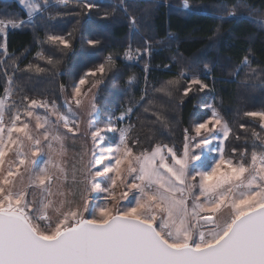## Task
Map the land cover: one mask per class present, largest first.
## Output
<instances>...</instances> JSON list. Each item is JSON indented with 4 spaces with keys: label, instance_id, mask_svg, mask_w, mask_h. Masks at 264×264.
I'll return each instance as SVG.
<instances>
[{
    "label": "snow or ice",
    "instance_id": "6c2138e0",
    "mask_svg": "<svg viewBox=\"0 0 264 264\" xmlns=\"http://www.w3.org/2000/svg\"><path fill=\"white\" fill-rule=\"evenodd\" d=\"M18 3L26 10L28 19L18 23L0 20V50L5 56L8 55L9 28L15 30L25 24L35 25L45 14L50 19L49 9L60 4L66 6L69 0H55V3L51 0H18ZM76 3L88 13L100 7L95 0H76ZM116 7L127 14L124 0L113 10ZM181 8L189 12L197 10L190 0H182ZM221 10L229 17L237 14L235 6L217 9ZM110 14L105 12L104 16ZM129 25L134 34L139 32L134 16H129ZM47 39L64 48L71 47L70 39L64 36L49 35ZM87 43L97 47L102 42L90 39ZM143 52L151 54V44L147 40ZM140 54L141 49H133L131 44L124 52L129 60L137 59ZM37 55L43 58L42 53ZM48 62L51 63V59ZM242 63L247 65L248 58L244 57ZM114 65L115 58L109 53L104 63L86 72L73 86L72 100H65V111H61L55 102L49 104L46 100L27 96L23 97L26 103L22 109L10 106L7 101L12 93L5 88L4 97L0 98V264H264V143L259 145V151L255 144L250 153L245 149L239 159L226 156L224 141L228 140L232 129L211 105L208 106L212 109L211 116L194 125V135H189L188 128L184 129L182 153L161 144L134 153L129 145L131 126L120 129L115 147L102 150L108 156L97 157L93 152L94 158L88 161L92 167L85 166L81 203L53 199L57 195L52 190L54 183L61 178L67 179L62 162L54 159V155L62 157L65 154L67 133H61L59 127L76 134L82 121L72 104L79 108L92 89L103 81H92L83 92L81 86L89 83L88 77L97 73L102 78ZM36 70L43 71L39 66ZM134 79L129 77V83ZM12 83L9 77L8 85ZM192 85L200 92L209 87L192 76L184 96L193 92ZM95 100L92 95L87 121L93 145L98 137L103 140L100 136L103 129L96 125L94 118ZM36 109H43L45 114H39ZM10 112L13 114L6 123L5 115ZM131 112L129 107L119 119L123 120ZM21 115L30 119L21 121ZM243 115L258 118L264 129V110L246 111ZM51 116L56 117L55 123ZM32 119L35 130L42 129V132L34 131ZM217 128L222 135L213 137ZM253 135L260 139L259 133ZM213 139L219 140L218 146L208 148ZM42 140L47 142L43 146ZM26 142L30 145L28 152L24 151ZM13 148L18 162L15 171L9 164L5 172V157ZM205 148L209 153L215 151L218 157L206 156ZM236 151L231 149L232 154ZM42 152L46 156L41 157L43 166L41 161L29 159V155L37 157ZM105 159L108 164L92 170ZM25 164L31 169L29 183L17 187L14 178L20 175L19 166ZM105 176L107 187L101 191L107 193L104 200L112 203L89 207L87 193L100 187L95 182L97 177ZM118 182L123 188L119 199L115 191ZM28 188L40 189V198L29 199ZM58 194L66 195L62 191ZM130 195L132 199L128 205L120 206V201L128 200ZM66 204L69 205L67 208ZM50 211L55 214V220Z\"/></svg>",
    "mask_w": 264,
    "mask_h": 264
},
{
    "label": "trees",
    "instance_id": "16d2710c",
    "mask_svg": "<svg viewBox=\"0 0 264 264\" xmlns=\"http://www.w3.org/2000/svg\"><path fill=\"white\" fill-rule=\"evenodd\" d=\"M95 2L99 9L88 13L76 0H69L66 6L50 8V19L45 14L35 25L25 24L7 33L8 55L0 50V96L9 88L10 106L22 109L27 96L55 102L63 110L70 88L111 53L115 58L111 70L102 78L99 73L88 77L89 86L92 81H103L95 95L96 125L116 130L123 124L131 126L129 145L134 153L156 144L180 153L184 129L191 133L196 123L208 119L210 104L232 129L225 143L226 156L239 159L254 144L261 150L264 129L256 118L243 113L264 110V0H190L197 8L191 12L182 10V0H124L127 14L119 7L113 10L121 0ZM222 6H235L237 14L229 17L217 11ZM105 12L111 14L105 17ZM129 16L136 19L139 32L135 34ZM26 19L16 1L0 0V20ZM49 35L70 39L71 47L48 41ZM90 39L102 43L92 47L87 43ZM146 40L151 44L150 55L143 52ZM129 44L141 49L137 59L125 58ZM244 57L247 65L242 63ZM192 76L209 87L200 92L192 85L193 92L184 96ZM129 77H135L132 83ZM129 107L132 112L122 122L119 117ZM12 114L6 117L10 120ZM254 132L260 134L259 140ZM106 137L113 143L116 140L113 134Z\"/></svg>",
    "mask_w": 264,
    "mask_h": 264
},
{
    "label": "rangeland",
    "instance_id": "374dc122",
    "mask_svg": "<svg viewBox=\"0 0 264 264\" xmlns=\"http://www.w3.org/2000/svg\"><path fill=\"white\" fill-rule=\"evenodd\" d=\"M13 1H16L18 3V0H13ZM95 1H104V0H95ZM18 4L26 12V10L22 7V5L20 3H18ZM26 20H24V21H26ZM4 21H8V20H4ZM20 21L21 20H17L15 22L18 23ZM17 29H19V28H17ZM11 30L12 29L9 28L7 33ZM73 86L70 88L69 93L65 95L64 102L66 99L72 100ZM81 87H82V92H83L89 87V85L87 83ZM96 91H97V87L93 88L92 92L89 93L88 98L84 99L83 104L79 108H77L74 103L72 104L73 110L77 113V115L80 117V119L82 121V123H80L79 129L75 135H73V133H68L67 129L63 128L62 126L59 127V131L61 133H67L66 138L64 140L65 154L62 157L54 155V159L57 160V162H62V165L67 172V179L65 180V179L61 178L60 180H58L54 183L52 190L54 193H57V195H55L53 197V199L57 202H59L60 200H67V201L73 202L75 204L81 203V193L84 191V188H85V185L83 183H81V180L83 179V174H84L83 170H84L85 166H87L89 168L92 167L90 164H88V161H90L94 158L92 153L95 152V155L97 157L100 156L101 154H103L104 156L107 157L108 153L102 152V150H104L106 148L115 147L116 143L119 142V130L123 129V128H127L126 124H123L117 130L115 128H108L107 129L105 127H99L98 126L99 128L103 129V131L100 133V136L103 137V140L101 141L100 137H98L97 143L95 145H93L92 140H91V136L87 130V121L89 120L88 112L90 110L89 100H90L92 95H96ZM2 97H4V95L0 96V98H2ZM210 105L212 107H214L213 104H210ZM209 110L211 112V110H212L211 107H209ZM61 111H65V107ZM36 112H38L41 115L45 114L43 109H36ZM96 113H97V109H96V112L94 113L95 120L97 119ZM128 116H129V114L127 116H125L123 120H121V119L120 120L122 122H124ZM27 119H30V118L24 117V118H21V121H24ZM50 119L52 120L53 123H55V121H56L55 116H51ZM256 119L259 121L258 118H256ZM5 122L6 123L9 122V119L6 117V115H5ZM209 126L211 127V125H209ZM31 127L34 129V131L37 134L39 132L43 131L42 129L35 130V120L34 119L31 120ZM112 134L115 135V137H116V140L114 143L111 142L109 137H106V136L112 135ZM217 134L222 135L221 130L219 128H217L212 133V136L215 137V136H217ZM189 135H194V127L192 129V132L189 133ZM46 143H47L46 141L42 140V146ZM225 143H226V141H224V146H225ZM218 144H219V140L213 139L212 145L208 146V148L215 149L218 146ZM29 147H30V145L28 144V142H26L24 151L28 152ZM54 147L58 148L59 145L54 144ZM208 148L204 149L206 156L218 157V154L215 151L209 153ZM46 151L47 150H45V152ZM196 151L199 152L200 149H197ZM45 152H42L40 154V156H37V157H32L31 155H29V159H36L38 161H41V157L46 158ZM180 153H182V151ZM81 157H83V159H81ZM203 159H204V157H202V160ZM17 162L18 161H17V157L15 154V149L13 148V150L11 152H9V154L5 157V164H4L5 172H6L7 168L9 167V164H12L13 170L15 171ZM108 162H109L108 159H105L102 164L96 165L95 168H93L92 170L96 171L98 169H102L104 167V165L108 164ZM196 163H200V162H196ZM41 166H43L42 161H41ZM50 170L56 171L55 169H50ZM19 171H20V175H18L14 178L15 182H16V186L17 187L27 186L29 183V178L31 176V169L29 168V166L27 164H25V165L19 166ZM57 175H59V173H57ZM95 182L98 183L100 185V187L95 189L94 191L87 193V198L90 202L89 207H92L94 205H103L105 203L111 204L112 203L111 201H105L104 200V197L107 195V193L101 191L102 188L107 187V183H108L107 177L106 176L105 177H97ZM28 191L30 193L29 199L35 198L38 200L40 198V189L28 188ZM60 191L64 192L66 195L60 196L58 194ZM115 191L117 193V199H119V193L121 191H123L122 186H119V182H118V187ZM131 199H132V196L130 195L128 200H121L120 206L128 205V202ZM68 206L69 205L66 204L65 208H67ZM226 211L227 210H225V213H226ZM50 214L53 216V220H55V214L52 213L51 211H50ZM85 215H87V214H85Z\"/></svg>",
    "mask_w": 264,
    "mask_h": 264
}]
</instances>
